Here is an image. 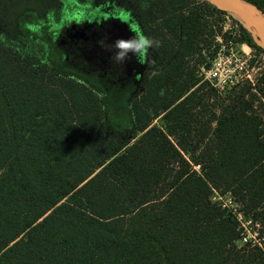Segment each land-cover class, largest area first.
Listing matches in <instances>:
<instances>
[{"label":"trees","instance_id":"obj_1","mask_svg":"<svg viewBox=\"0 0 264 264\" xmlns=\"http://www.w3.org/2000/svg\"><path fill=\"white\" fill-rule=\"evenodd\" d=\"M245 1L264 12V0ZM108 2L143 27L157 21L146 32L164 67L140 95L82 69L62 43L70 22L98 13L90 4ZM187 5L0 0V264H264L212 200L231 193L255 222L264 210V72L256 92L238 91L195 127L204 85L184 62L202 16ZM240 31L235 41L264 54Z\"/></svg>","mask_w":264,"mask_h":264},{"label":"rangeland","instance_id":"obj_2","mask_svg":"<svg viewBox=\"0 0 264 264\" xmlns=\"http://www.w3.org/2000/svg\"><path fill=\"white\" fill-rule=\"evenodd\" d=\"M145 2L146 0H142L143 4ZM211 4L208 0H188V5L185 8L187 12L198 10L202 16V28L196 38V50L188 55L184 62V71L186 73L193 71L194 74L201 76V82L204 85L198 94L204 96L205 105H200L193 110L195 122H200L195 127L199 128L211 114L217 113L219 115L222 108L230 102V96L237 95L238 91L245 90L248 87L252 88L251 91L256 92L258 79L264 72V54L249 46L244 40H234L241 37V21L212 4L218 10L214 9ZM112 5V2H108L107 8L116 10L113 14L130 15L129 12L122 9H113ZM90 6L97 10L103 9L102 6L96 7L93 4H90ZM156 23L157 21L153 20L145 24L144 31H147L149 27ZM156 43L157 41L154 38L150 39L151 57L148 64L149 68L140 77L138 95L145 90L144 83L164 67L163 57L160 54H155ZM210 87L215 88L218 97L211 94ZM262 111L260 109V112ZM152 124L164 126L162 117L154 118ZM222 196L223 199H226L232 194L226 192ZM238 204V210L235 211L237 214L239 209H242L253 217L254 210L249 209L247 206L243 208L240 202ZM256 211L259 213V220L254 221L255 224L245 222L242 216L245 224V234L248 239L264 249V210L259 207ZM247 218L249 220V217Z\"/></svg>","mask_w":264,"mask_h":264},{"label":"flooded vegetation","instance_id":"obj_3","mask_svg":"<svg viewBox=\"0 0 264 264\" xmlns=\"http://www.w3.org/2000/svg\"><path fill=\"white\" fill-rule=\"evenodd\" d=\"M115 11L99 10L93 17L70 22L62 43L70 53H79L82 69L102 71L122 84L139 85L149 68L150 38L131 13L123 16ZM121 42L130 47H120Z\"/></svg>","mask_w":264,"mask_h":264},{"label":"water","instance_id":"obj_4","mask_svg":"<svg viewBox=\"0 0 264 264\" xmlns=\"http://www.w3.org/2000/svg\"><path fill=\"white\" fill-rule=\"evenodd\" d=\"M218 8L238 18L250 32L254 41L264 50V12L245 0H208ZM241 1L250 4L247 9Z\"/></svg>","mask_w":264,"mask_h":264},{"label":"built area","instance_id":"obj_5","mask_svg":"<svg viewBox=\"0 0 264 264\" xmlns=\"http://www.w3.org/2000/svg\"><path fill=\"white\" fill-rule=\"evenodd\" d=\"M227 193H229V192H227ZM224 194H226V193H221L220 191L214 189L212 200L216 201L223 208L229 209L236 216V218L238 219V221L240 223V227L243 229L242 230L241 243L244 244V243H247V242H252V244H254L255 242H253L251 239H248L246 237L245 224H244V221L242 219V216H243L245 222H250V223L255 224L254 221L251 218H249V220H247L248 216L244 214V211L242 209H239V213L237 214L235 211L238 210V205H239L238 202L234 199L233 196H229L226 199H223L222 195H224Z\"/></svg>","mask_w":264,"mask_h":264},{"label":"bare ground","instance_id":"obj_6","mask_svg":"<svg viewBox=\"0 0 264 264\" xmlns=\"http://www.w3.org/2000/svg\"><path fill=\"white\" fill-rule=\"evenodd\" d=\"M238 1H240V0H238ZM241 3L245 6V7H247V9H249L250 11H251V9H250V4H248V3H246L245 1H241ZM252 12V11H251Z\"/></svg>","mask_w":264,"mask_h":264},{"label":"clouds","instance_id":"obj_7","mask_svg":"<svg viewBox=\"0 0 264 264\" xmlns=\"http://www.w3.org/2000/svg\"><path fill=\"white\" fill-rule=\"evenodd\" d=\"M120 47H122V48H127V47H130V45L121 42Z\"/></svg>","mask_w":264,"mask_h":264}]
</instances>
